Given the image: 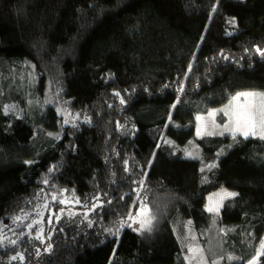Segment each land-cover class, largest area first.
<instances>
[{
  "label": "trees",
  "instance_id": "16d2710c",
  "mask_svg": "<svg viewBox=\"0 0 264 264\" xmlns=\"http://www.w3.org/2000/svg\"><path fill=\"white\" fill-rule=\"evenodd\" d=\"M261 53L264 0H0V68L28 63L59 101L35 120L0 113V226L39 194L90 210L0 243V264H187L186 220L208 258L246 264L264 234V138L194 139L201 162L176 146L197 114L264 91ZM221 187L235 195L205 210ZM141 204L144 235L122 223Z\"/></svg>",
  "mask_w": 264,
  "mask_h": 264
},
{
  "label": "rangeland",
  "instance_id": "374dc122",
  "mask_svg": "<svg viewBox=\"0 0 264 264\" xmlns=\"http://www.w3.org/2000/svg\"><path fill=\"white\" fill-rule=\"evenodd\" d=\"M36 91H38L36 77L32 66L28 63L13 61L0 68V113L35 120L39 113L44 111L45 106L50 104L57 105L59 102L48 91L44 90L41 95ZM243 113H250L251 120L242 118L241 114ZM59 114L65 124L74 122L68 110L60 109ZM238 118H240L239 127L237 125ZM32 122L36 124L34 121ZM43 126L37 127L39 140H42L44 136L48 139L49 136L57 137V135H52L53 132L49 130H44L43 132ZM245 132L248 133L247 136H245ZM214 136H259L262 138L264 136V91L237 92L231 96L225 105L197 114L195 116L193 137L184 146H176V151H183L186 157L197 159L201 162L202 149L194 139ZM229 193L233 192L224 187L211 191L206 195L203 207L207 211H209V208L213 209L209 212L218 213L223 201L233 196L228 195ZM40 196L39 194L34 199L35 203L32 209L20 212L8 225L0 226V243L2 245H17L21 236L44 240L45 229L53 221H59L64 217H73L76 214L82 220H86L88 217L90 211L88 208L82 209L79 202L65 197H57L55 200L54 198L49 199L43 196L47 203H57L55 205L51 204L50 210L47 208L43 209L40 207V203L36 202ZM122 223L141 235L150 231L153 226L149 210L144 204L138 205L136 210L131 212ZM181 226V229L173 226V231L184 248L183 254L187 264H222L221 258L207 257L197 242L192 225L188 220L183 222ZM263 253L264 234L255 248L254 256L246 264H257L259 257Z\"/></svg>",
  "mask_w": 264,
  "mask_h": 264
},
{
  "label": "snow or ice",
  "instance_id": "6c2138e0",
  "mask_svg": "<svg viewBox=\"0 0 264 264\" xmlns=\"http://www.w3.org/2000/svg\"><path fill=\"white\" fill-rule=\"evenodd\" d=\"M257 51H260L259 49H257ZM262 55H264V53H261ZM241 95H251V94H241ZM241 117L244 118L245 120H251V114L250 113H243L241 114ZM239 122H240V118H238L237 120V125L239 127ZM245 136L248 135L247 132L244 133ZM262 138H264V136H262ZM228 195H235V193H229ZM213 209L209 208V211H212Z\"/></svg>",
  "mask_w": 264,
  "mask_h": 264
}]
</instances>
